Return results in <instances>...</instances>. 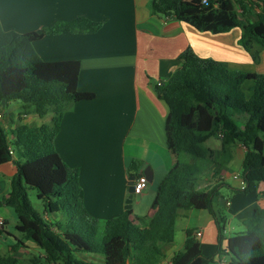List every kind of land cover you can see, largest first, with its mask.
Returning a JSON list of instances; mask_svg holds the SVG:
<instances>
[{"label":"trees","instance_id":"obj_1","mask_svg":"<svg viewBox=\"0 0 264 264\" xmlns=\"http://www.w3.org/2000/svg\"><path fill=\"white\" fill-rule=\"evenodd\" d=\"M150 0L153 14L172 16L201 32L226 33L239 28L240 44L257 60L264 49V0ZM100 22L83 17L57 22L40 31L3 38L0 36V107L20 101L22 113L31 110L39 118L50 110L51 125L20 122L8 131L0 123V164L13 161L15 173L5 206L16 215V230L39 248L45 264H163L165 250L174 239L181 209L205 210L217 228L213 256L202 254L192 230H186L183 249L166 264H211L228 255L227 264H264V209L255 208L243 220L244 231L224 236V216L213 207L221 184L208 190L197 187L201 161L212 152L202 143L217 132L223 147L241 142L245 147L242 177L244 193L264 181V74L227 68L223 63L199 57L190 47L179 55L180 66L155 86L168 106L164 131L167 148L176 161L159 182L150 216L135 217L131 209L103 222L91 217L83 203L78 170L65 165L54 146L66 105L85 94L77 91V60L44 61L32 43L46 34L97 31ZM1 113V110H0ZM234 117L241 118L239 130ZM12 149L10 153L9 149ZM18 158L14 160L15 153ZM139 163H130L131 171ZM137 175V174H136ZM35 189L44 201L39 214L28 199ZM226 240V247L222 242ZM96 254L98 260L77 259L74 253ZM14 255H0V264H17Z\"/></svg>","mask_w":264,"mask_h":264},{"label":"crops","instance_id":"obj_2","mask_svg":"<svg viewBox=\"0 0 264 264\" xmlns=\"http://www.w3.org/2000/svg\"><path fill=\"white\" fill-rule=\"evenodd\" d=\"M149 1L0 0L3 38L40 31L78 17L101 23L92 33L46 34L32 43L44 61L80 63L77 91L86 96L66 105L54 146L62 162L78 170L85 209L100 222L127 210L128 178L143 173L146 167L151 171V180L129 209L135 217L152 214L157 186L176 161L165 140L168 106L157 96L155 86L165 82L180 66L178 55L190 47L199 57L217 60L229 69L243 67L249 71L251 66L242 55L241 33H232L235 28L219 34L201 32L172 16L151 13ZM8 103H3L0 110ZM12 121L11 127L20 123V119ZM237 127L241 130L242 124ZM202 146L212 155L200 163L203 170L197 187L208 190L221 184L213 207L224 216V236L228 238L244 231L242 222L251 217L255 208L264 209V181L251 192L240 191L245 153L241 142L223 147L222 133L217 132ZM18 157L16 152L14 160ZM132 161L139 163L133 171ZM14 173L13 161L0 164V208H9L2 201L8 196ZM234 175L239 177L233 179ZM0 216L5 219L0 228V244L4 242L7 254L14 255L17 264H38L39 257L43 260L42 251L16 230L17 222L11 232L7 229L8 219L1 213ZM189 229L202 254L214 255L218 242L212 217L205 210L181 209L163 264L183 249ZM225 247L226 240L222 242ZM226 257H215L211 264H219L223 258L228 263L230 258Z\"/></svg>","mask_w":264,"mask_h":264},{"label":"rangeland","instance_id":"obj_3","mask_svg":"<svg viewBox=\"0 0 264 264\" xmlns=\"http://www.w3.org/2000/svg\"><path fill=\"white\" fill-rule=\"evenodd\" d=\"M237 3V0H234ZM232 33H241V30L239 28H235L234 32ZM242 50V55L244 57H246L247 59H249V62L251 63V66H249L248 70L250 72H255V73H260V74H264V49H257V60L253 61L250 53L247 52L245 49H241ZM240 71H246L243 67H240L239 69ZM23 108H22V104L20 101H11L9 102L1 111L2 113V123L3 125L6 127V131L8 133V136L10 137V132L8 131L9 128V124L10 121L9 119L12 120H19L20 122L26 123L30 126H37L38 124H46V125H51V119L53 117V112L50 110L44 117L39 118L38 116H36L31 110H29V113H22ZM27 118L28 120H23ZM34 119V120H33ZM234 120L236 122L237 125H241V118H237L234 117ZM18 125V124H17ZM260 136L263 140L264 143V132L260 133ZM264 152V149H263ZM28 199L30 202V205L39 213V214H43V208H44V201L39 200L36 196V190L35 189H28ZM217 199H219L218 195H215L213 198V204L214 201H216ZM0 213L8 219V227L7 229H9L11 232L14 229V224L15 222H17L16 219V215L13 212V210L10 208H5V207H1L0 208ZM9 240V239H8ZM39 249V248H38ZM40 250V249H39ZM7 254V248L6 246H4V242H2L0 244V255H4ZM75 258L77 259H84V260H97V256L96 254H89V253H74ZM226 258L228 259V255ZM38 264H45V261L42 260L40 257L37 260Z\"/></svg>","mask_w":264,"mask_h":264},{"label":"built area","instance_id":"obj_4","mask_svg":"<svg viewBox=\"0 0 264 264\" xmlns=\"http://www.w3.org/2000/svg\"><path fill=\"white\" fill-rule=\"evenodd\" d=\"M202 3H207V0H202ZM162 82H158L157 85H160ZM2 113H0V123H2ZM3 124V123H2ZM10 153H12V149H9ZM239 176L238 175H234L233 179H237ZM147 178L143 173H139L137 175H135V179H134V193L139 194L142 190H144L146 188L147 185ZM246 186V183L244 181V179H242V181L240 182V189H244ZM5 225V219L0 216V228L3 227ZM219 264H227V260L225 258H223Z\"/></svg>","mask_w":264,"mask_h":264},{"label":"water","instance_id":"obj_5","mask_svg":"<svg viewBox=\"0 0 264 264\" xmlns=\"http://www.w3.org/2000/svg\"><path fill=\"white\" fill-rule=\"evenodd\" d=\"M143 174L146 176L147 181L151 180V171L149 169V167H146L143 171ZM134 179H135V175H130L128 178V198L125 201V208L129 209L131 207V202L133 199H137L139 198V194L134 193Z\"/></svg>","mask_w":264,"mask_h":264}]
</instances>
